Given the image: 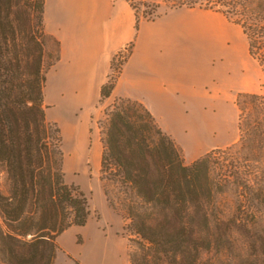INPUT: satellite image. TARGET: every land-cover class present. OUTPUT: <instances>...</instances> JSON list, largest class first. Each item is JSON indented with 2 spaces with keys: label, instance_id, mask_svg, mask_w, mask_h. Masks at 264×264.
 I'll use <instances>...</instances> for the list:
<instances>
[{
  "label": "trees",
  "instance_id": "1",
  "mask_svg": "<svg viewBox=\"0 0 264 264\" xmlns=\"http://www.w3.org/2000/svg\"><path fill=\"white\" fill-rule=\"evenodd\" d=\"M164 2L239 25L264 76V0ZM45 4L0 0V264H53L59 236L91 215L88 197L66 181L61 131L46 115V61L51 45L59 59L61 44L46 30ZM115 86L109 75L101 100ZM237 105L239 141L190 164L144 103L118 97L107 111L101 179L139 238L132 264H207L205 251L250 235L264 217V94L240 93ZM224 264H264V240Z\"/></svg>",
  "mask_w": 264,
  "mask_h": 264
},
{
  "label": "rangeland",
  "instance_id": "2",
  "mask_svg": "<svg viewBox=\"0 0 264 264\" xmlns=\"http://www.w3.org/2000/svg\"><path fill=\"white\" fill-rule=\"evenodd\" d=\"M150 15L160 16L148 20ZM44 17L47 32L60 44L63 37L67 50L63 56L61 44L60 57L54 60L56 46L49 47L46 115L61 131L66 181L88 197L91 211L85 225L72 226L59 236L53 264H132L139 238L128 228L124 212L108 202L101 179L103 129L107 111L119 96L101 100L97 80L90 66L82 62L90 55L94 35L106 33L110 24H119V32L133 34L132 46L142 27L145 43L170 44L172 57L180 65L189 71L200 70L210 80L202 102L193 97L186 105L179 101L171 110L157 111L166 130L157 122L173 135L169 134L181 148L186 164L239 141L238 95L264 94L263 73L249 56L241 27L215 10H172L164 0H46ZM125 57L113 61L110 75L116 83ZM132 95L143 97L137 88L132 89ZM249 231L250 235L235 234L230 246L224 241V246L205 251L202 258L207 264H224L236 255H250L264 240V217Z\"/></svg>",
  "mask_w": 264,
  "mask_h": 264
},
{
  "label": "crops",
  "instance_id": "3",
  "mask_svg": "<svg viewBox=\"0 0 264 264\" xmlns=\"http://www.w3.org/2000/svg\"><path fill=\"white\" fill-rule=\"evenodd\" d=\"M184 8L186 7L178 10L182 11ZM183 28L186 34L188 30L186 27ZM119 29V24L114 26L110 24L106 33L98 31L92 38V43L90 42V55L82 58V62L90 66L92 77L97 80L98 89L101 90L111 74L112 61L115 57L126 55L112 94L144 103L166 130L162 122L164 118L158 115L157 111L161 108L171 110L179 101L186 105L193 97L197 98L198 102H202L210 80L205 78L200 70L189 71L186 65H180L172 57L170 44L166 45L162 42L156 44V41L145 43L142 27L132 46L130 44L133 34H126L123 31L121 33ZM60 40L62 55L65 56L67 55L65 39L60 37ZM133 88L143 93V97L132 95Z\"/></svg>",
  "mask_w": 264,
  "mask_h": 264
},
{
  "label": "built area",
  "instance_id": "4",
  "mask_svg": "<svg viewBox=\"0 0 264 264\" xmlns=\"http://www.w3.org/2000/svg\"><path fill=\"white\" fill-rule=\"evenodd\" d=\"M120 58H124V55H123V57H122V56H120Z\"/></svg>",
  "mask_w": 264,
  "mask_h": 264
}]
</instances>
